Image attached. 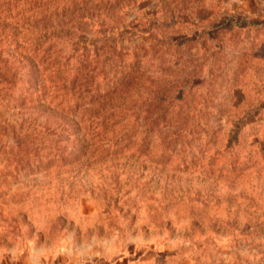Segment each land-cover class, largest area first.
<instances>
[{"label":"rangeland","instance_id":"1","mask_svg":"<svg viewBox=\"0 0 264 264\" xmlns=\"http://www.w3.org/2000/svg\"><path fill=\"white\" fill-rule=\"evenodd\" d=\"M0 264H264V0H0Z\"/></svg>","mask_w":264,"mask_h":264},{"label":"trees","instance_id":"2","mask_svg":"<svg viewBox=\"0 0 264 264\" xmlns=\"http://www.w3.org/2000/svg\"><path fill=\"white\" fill-rule=\"evenodd\" d=\"M34 51H36L37 53H41L43 50H42V48H41V44H38L37 45V47H34ZM30 55H33V54H30ZM30 55H29V57L27 58L26 57V60H29V58H30ZM30 61H31V63H32V65H33V69H32V72H34L35 74H37L38 72H40V70H42L41 69V67H40V64H39V62L40 63H43V60H38L39 62L35 65L34 63V59H32V58H30ZM42 61V62H41ZM22 62H25V61H22ZM25 67V66H24ZM18 68V67H17ZM10 69V68H9ZM8 69V70H9Z\"/></svg>","mask_w":264,"mask_h":264}]
</instances>
